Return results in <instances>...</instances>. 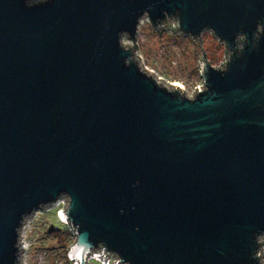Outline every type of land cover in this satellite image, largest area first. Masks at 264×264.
Masks as SVG:
<instances>
[{
  "label": "water",
  "instance_id": "water-1",
  "mask_svg": "<svg viewBox=\"0 0 264 264\" xmlns=\"http://www.w3.org/2000/svg\"><path fill=\"white\" fill-rule=\"evenodd\" d=\"M146 17L224 43L192 97L121 43ZM61 196L74 264H264V0H0V264Z\"/></svg>",
  "mask_w": 264,
  "mask_h": 264
},
{
  "label": "rangeland",
  "instance_id": "rangeland-1",
  "mask_svg": "<svg viewBox=\"0 0 264 264\" xmlns=\"http://www.w3.org/2000/svg\"><path fill=\"white\" fill-rule=\"evenodd\" d=\"M171 23L168 20L165 23L168 27L158 32L147 17L140 19L133 44L135 54L142 59L141 65L150 74L159 77L161 82H176L187 93H191L202 85L198 61L202 59L203 53L210 65L218 67L222 65L227 52L224 43L211 30H203L202 36L191 37L172 31ZM127 39L124 36V40L129 41ZM58 205L37 209V213L29 216L22 224L18 239L22 249L21 264H66L63 261V249L66 246L68 251L74 236L68 223L65 224L54 214V207H61V204ZM61 236H65L63 241H60ZM66 258L74 264L67 254ZM112 259L114 262L115 258ZM86 264L100 263L91 258Z\"/></svg>",
  "mask_w": 264,
  "mask_h": 264
},
{
  "label": "built area",
  "instance_id": "built-area-1",
  "mask_svg": "<svg viewBox=\"0 0 264 264\" xmlns=\"http://www.w3.org/2000/svg\"><path fill=\"white\" fill-rule=\"evenodd\" d=\"M127 40H129V41H125L124 40V37H122L121 38V43L124 45V46H126V47H131V46H133V44L135 43V41H132L131 39H127ZM135 56H136V58H138V54H135ZM139 59V58H138ZM227 59H228V55H227V53H226V58L224 59V61H223V63L222 64H225V62L227 61ZM141 68L143 69V70H145V71H147V69L144 67V66H142L141 65ZM148 72V71H147ZM158 78V77H157ZM158 80H160V78H158ZM168 85V84H167ZM169 86H171V85H169ZM202 87V85L201 86H198L193 92H191V93H187L182 87V89L184 90V92H185V94H186V96H188V97H192L193 95H194V93L197 91V89H199V88H201ZM65 203H66V198L64 197V196H61V197H59L58 198V202H57V204H55V206H59L58 204H61V207H59L58 209H57V213H56V215L58 216V218L60 219V217H59V212H62V210H63V208H64V206H65ZM54 206V205H53ZM52 206V207H53ZM55 208V207H54ZM65 221V220H64ZM63 221V222H64ZM65 224H67V222L65 221L64 222ZM69 226V225H68ZM70 227V226H69ZM70 229L73 231V229L70 227ZM73 233V232H72ZM263 242V241H262ZM263 244H264V242L262 243V245H261V249H262V254H263V258H264V253H263ZM92 255H95V256H93L92 257V259L93 260H95V261H99L101 264H109V262H112V264H115V260H114V262H113V259H112V257H114L115 258V256L113 255V254H110V257H109V260H107V259H103V258H101V255L98 253V252H94ZM90 259H91V256H90ZM90 259H88V260H90ZM116 259V258H115ZM105 263H104V262ZM21 262V261H20Z\"/></svg>",
  "mask_w": 264,
  "mask_h": 264
},
{
  "label": "trees",
  "instance_id": "trees-1",
  "mask_svg": "<svg viewBox=\"0 0 264 264\" xmlns=\"http://www.w3.org/2000/svg\"><path fill=\"white\" fill-rule=\"evenodd\" d=\"M30 1H33V0H30ZM54 211V214H56V208L53 209ZM62 233V232H61ZM64 235V234H63ZM65 238V236H61L60 238V241H63ZM74 239V237H73ZM63 243V242H62ZM67 252V253H66ZM66 254H68V251L66 250V246L64 247L63 249V261L66 263V264H71V262L66 258ZM95 261V260H94ZM98 263H100L99 261H97ZM101 264V263H100Z\"/></svg>",
  "mask_w": 264,
  "mask_h": 264
},
{
  "label": "bare ground",
  "instance_id": "bare-ground-1",
  "mask_svg": "<svg viewBox=\"0 0 264 264\" xmlns=\"http://www.w3.org/2000/svg\"><path fill=\"white\" fill-rule=\"evenodd\" d=\"M158 78H159V77H158ZM165 83H166V82H165ZM166 84H168V85H177V86H179V87H182V86L178 85L176 82H167ZM59 217H60V220L64 221L61 212H59ZM64 222H65V221H64ZM18 241H19V240H18ZM91 258H92V254H91Z\"/></svg>",
  "mask_w": 264,
  "mask_h": 264
},
{
  "label": "flooded vegetation",
  "instance_id": "flooded-vegetation-1",
  "mask_svg": "<svg viewBox=\"0 0 264 264\" xmlns=\"http://www.w3.org/2000/svg\"><path fill=\"white\" fill-rule=\"evenodd\" d=\"M186 35V34H185ZM179 87V86H178Z\"/></svg>",
  "mask_w": 264,
  "mask_h": 264
}]
</instances>
